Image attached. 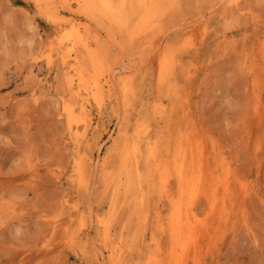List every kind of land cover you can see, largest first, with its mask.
<instances>
[{
    "label": "rangeland",
    "instance_id": "obj_1",
    "mask_svg": "<svg viewBox=\"0 0 264 264\" xmlns=\"http://www.w3.org/2000/svg\"><path fill=\"white\" fill-rule=\"evenodd\" d=\"M228 3L0 0V264H264V0Z\"/></svg>",
    "mask_w": 264,
    "mask_h": 264
},
{
    "label": "bare ground",
    "instance_id": "obj_2",
    "mask_svg": "<svg viewBox=\"0 0 264 264\" xmlns=\"http://www.w3.org/2000/svg\"><path fill=\"white\" fill-rule=\"evenodd\" d=\"M87 1V0H86ZM240 0H228V5L230 4L231 6L232 5H237L238 4V2H239ZM89 2V1H88ZM227 2V1H226ZM147 3V2H146ZM87 4V3H86ZM148 5V4H147ZM238 7V6H237ZM225 10V9H224ZM239 10V9H238ZM148 16V15H147ZM106 17V16H105ZM198 21V20H197ZM157 22V21H156ZM154 24V23H153ZM195 24V23H194ZM156 25V24H155ZM152 27V26H151ZM195 31V30H194ZM78 32V31H77ZM159 33V32H158ZM152 41H154V40H151V42ZM93 42V41H92ZM159 42H161V41H159ZM82 43H84V42H82ZM151 45H153V43H151ZM157 45L158 44H156V43H154V45H153V47H156V49H157ZM89 47H88V45H86L85 46V49H87V51H89V49H88ZM151 49V48H150ZM154 50H155V48H153ZM91 51V50H90ZM153 51V50H152ZM107 52V51H106ZM151 54V53H150ZM91 55V54H90ZM149 56V55H148ZM78 57V56H77ZM95 57V56H94ZM172 58V57H171ZM170 58V59H171ZM76 59V58H75ZM78 60V59H77ZM144 63V62H143ZM169 63H171V62H169ZM77 64V63H76ZM74 65V64H73ZM77 65H79V64H77ZM80 66V65H79ZM160 67H162V66H160ZM164 67H166L165 65H164ZM78 68V67H77ZM95 68V67H94ZM96 69V68H95ZM131 69V68H130ZM129 69V70H130ZM75 70H76V68H75ZM115 70H117V72H118V70H120V68H119V66H118V64L113 68V71H115ZM125 70H128V67L126 68V67H123V69H121L119 72H126ZM129 70H128V72H129ZM100 73V72H99ZM111 75H112V73H110ZM122 73H119V75L118 76H124V75H121ZM165 74V73H164ZM111 75H109V78H105L104 79V82H102V80H101V78L100 77H95L96 79H93L94 80V83H93V85H91V86H89V88H90V90L92 91V94L96 97V98H98V99H100V98H102V93L105 91V88L107 87V86H109L110 84H109V82H110V78H113V77H111ZM130 75V74H129ZM81 77V76H80ZM127 78V77H126ZM126 78H121V81H125V79ZM128 79V78H127ZM126 79V80H127ZM90 81V80H89ZM120 81V82H121ZM91 82V81H90ZM255 82V81H254ZM257 83V82H256ZM91 84V83H90ZM109 84V85H108ZM89 85V84H88ZM258 95V94H257ZM82 105V104H81ZM83 108V107H82ZM202 163V162H201ZM199 167V166H198ZM201 168V167H200ZM201 171V170H200ZM200 176V175H199ZM168 178V177H167ZM213 178V177H212ZM202 181V178L200 179V182ZM187 182V181H186ZM185 182V183H186ZM183 185V184H182ZM199 185H201V183L199 184ZM202 186V185H201ZM184 189V188H183ZM187 189V186H185V190ZM180 191H181V189H180ZM184 192V191H183ZM183 192H181V194H183ZM185 195V194H184ZM187 196V195H186ZM181 197V196H180ZM182 198V197H181ZM183 198H184V196H183ZM182 198V199H183ZM183 202V201H182ZM181 202V203H182ZM182 205V204H181ZM13 206V205H12ZM188 207V206H187ZM181 210V209H180ZM186 211V210H185ZM187 212V211H186ZM186 212L184 213V214H186ZM178 214H179V212H178ZM177 214V215H178ZM183 214V213H182ZM185 216V215H184ZM183 216V217H184ZM187 217V216H186ZM180 218V217H179ZM184 219H185V217H184ZM183 219V220H184ZM187 221V220H186ZM178 223V222H177ZM191 224V223H190ZM183 225V224H182ZM186 226V225H185ZM177 228V227H176ZM183 228V227H182ZM181 228V229H182ZM178 230V229H177ZM180 230V229H179ZM183 232V231H182ZM178 233V232H177ZM103 234V233H102ZM183 234V233H182ZM184 235V234H183ZM178 236H180V235H178ZM185 236V235H184ZM188 236H190V235H188ZM192 237V236H191ZM191 237H189L190 239H191ZM175 238V237H174ZM178 238V237H177ZM193 238V237H192ZM189 239V240H190ZM176 240V239H175ZM184 240H186V239H184ZM177 241H179L178 239H177ZM186 241H188V240H186ZM191 241H193V240H191ZM175 243V242H174ZM188 243H190V242H188ZM175 245V244H174ZM184 245V244H183ZM176 247V246H175ZM188 247V246H187ZM183 248V247H182ZM175 249V248H174ZM187 249V248H186ZM182 250V249H181ZM113 253V252H112ZM180 254H181V252H180ZM179 256H181V255H179ZM182 257V256H181Z\"/></svg>",
    "mask_w": 264,
    "mask_h": 264
}]
</instances>
